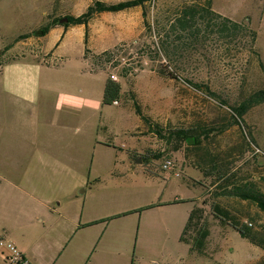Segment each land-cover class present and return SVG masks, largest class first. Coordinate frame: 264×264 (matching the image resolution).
Masks as SVG:
<instances>
[{"label": "rangeland", "instance_id": "374dc122", "mask_svg": "<svg viewBox=\"0 0 264 264\" xmlns=\"http://www.w3.org/2000/svg\"><path fill=\"white\" fill-rule=\"evenodd\" d=\"M92 2L0 0V40L15 44L42 36L43 27L64 25L63 19L82 14ZM187 4L209 6L208 0H153L147 16L142 7L141 15L101 12L89 21L86 53L103 68L93 73L95 93L103 96L112 74L122 85L119 103L105 106L104 117L112 128L134 126L141 118L135 132L146 165L135 177V244L128 253L110 254L111 264H264V248L212 212L220 203L241 227L247 224L264 238V211L254 201L227 194L243 185L264 193V102L238 123L232 116L233 107L264 89V0L212 1V10L248 28L236 33L222 31L213 14L199 16L198 25L186 29L169 25ZM250 30L257 31L254 43ZM66 41L51 55L52 64L83 54L82 41ZM179 130L200 134L201 142H188ZM167 158L173 169L163 168ZM195 206L203 208L211 230L205 254L181 240ZM112 216L102 220L104 237L128 230L122 224L127 217Z\"/></svg>", "mask_w": 264, "mask_h": 264}, {"label": "crops", "instance_id": "0c3cea01", "mask_svg": "<svg viewBox=\"0 0 264 264\" xmlns=\"http://www.w3.org/2000/svg\"><path fill=\"white\" fill-rule=\"evenodd\" d=\"M86 32L54 25L37 38L0 40V239L27 264H111L110 254L135 244V177L146 168L135 132L141 118L126 128L105 119L93 80L103 68L86 53ZM67 37L84 43L83 54L52 64ZM111 215L128 218L121 236L104 237ZM0 264H9L1 249Z\"/></svg>", "mask_w": 264, "mask_h": 264}, {"label": "trees", "instance_id": "16d2710c", "mask_svg": "<svg viewBox=\"0 0 264 264\" xmlns=\"http://www.w3.org/2000/svg\"><path fill=\"white\" fill-rule=\"evenodd\" d=\"M153 0H120L118 2L108 3L103 0H93L87 9L80 15H68V21L64 24L65 27H68L71 24H83L86 25V40L88 41V30H89V21L97 13L101 12H118L128 8L141 6L144 9V15L147 16V4L151 3ZM213 0H208V7H200L196 4H187L179 9L174 20L170 22L169 25H180L183 29H186L192 25H198L197 18L199 16L206 17L208 14H213L220 18L219 25H221L222 31H233V33L239 32L241 30H247L243 22L233 20L219 12L212 10L211 4ZM57 20V21H56ZM54 24H57L59 19H56ZM150 25V24H149ZM54 25H46L42 28L43 35L46 34L50 28ZM250 36L252 42H256L257 31L250 30ZM122 97V85L119 81L113 80L111 77L107 79L103 104L110 105L115 101H119ZM264 102V89H260L252 93L248 98L242 101L238 106L233 107L234 115H232L235 121L238 123L244 115L249 111L251 107L256 104ZM177 134L188 139L193 136L196 139V144L201 142V135L193 131L179 130ZM227 194L236 195L242 199H248L254 201L258 206L264 211V193L259 192L250 185H243L235 187L234 190L227 191ZM213 215L220 219L223 222L230 223V225L238 229L242 237L248 239L252 243L261 246L264 248V238L260 237L258 234L254 233L249 227V225L242 223L233 213L221 205L220 203H214L212 205ZM111 219V218H110ZM105 220V219H103ZM97 221L92 222L91 224ZM192 235H189V233ZM211 230L207 221L203 219V208L195 206L189 216V219L183 229L181 240L190 243L192 249L198 253L205 254L208 248L209 238Z\"/></svg>", "mask_w": 264, "mask_h": 264}, {"label": "built area", "instance_id": "2783aa9c", "mask_svg": "<svg viewBox=\"0 0 264 264\" xmlns=\"http://www.w3.org/2000/svg\"><path fill=\"white\" fill-rule=\"evenodd\" d=\"M111 78L113 80H117L118 77L115 74L111 75ZM115 104L119 103V101H115ZM175 166V163L173 159L167 158L163 163V168L165 169H173ZM177 175L179 173L177 172ZM252 225V223H249ZM0 249L2 251L3 256L6 258L7 262L9 264H27V259L22 255V253L19 251L17 246L11 242L4 239H0Z\"/></svg>", "mask_w": 264, "mask_h": 264}, {"label": "water", "instance_id": "95a60500", "mask_svg": "<svg viewBox=\"0 0 264 264\" xmlns=\"http://www.w3.org/2000/svg\"><path fill=\"white\" fill-rule=\"evenodd\" d=\"M64 21H67L68 20V17H66L65 19H63ZM195 137H193V136H191V137H189L188 138V142H190V143H193V142H195Z\"/></svg>", "mask_w": 264, "mask_h": 264}]
</instances>
